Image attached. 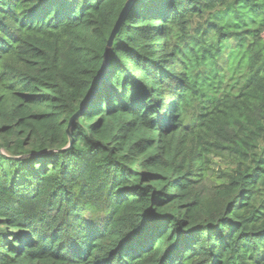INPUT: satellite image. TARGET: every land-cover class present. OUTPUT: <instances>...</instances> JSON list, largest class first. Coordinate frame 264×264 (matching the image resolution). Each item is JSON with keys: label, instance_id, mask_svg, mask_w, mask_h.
Returning a JSON list of instances; mask_svg holds the SVG:
<instances>
[{"label": "trees", "instance_id": "trees-1", "mask_svg": "<svg viewBox=\"0 0 264 264\" xmlns=\"http://www.w3.org/2000/svg\"><path fill=\"white\" fill-rule=\"evenodd\" d=\"M129 2L0 0V264H264V0Z\"/></svg>", "mask_w": 264, "mask_h": 264}, {"label": "rangeland", "instance_id": "rangeland-1", "mask_svg": "<svg viewBox=\"0 0 264 264\" xmlns=\"http://www.w3.org/2000/svg\"><path fill=\"white\" fill-rule=\"evenodd\" d=\"M212 169L211 173L215 174L214 177H211L213 179L220 177L222 175V171H230V160L229 158H216L214 160V163L212 164Z\"/></svg>", "mask_w": 264, "mask_h": 264}, {"label": "water", "instance_id": "water-1", "mask_svg": "<svg viewBox=\"0 0 264 264\" xmlns=\"http://www.w3.org/2000/svg\"><path fill=\"white\" fill-rule=\"evenodd\" d=\"M132 2H133V0H130V2H129V4H128L129 6L123 11L122 16L120 17L119 21H118L117 24L115 25V27H114V29H113V31H112V33H111V36H110V38H109V40H108V43H107L106 52H108V50H109L110 47L112 46L113 41H114V39H115V36H116V34H117V32H118V29L120 28V26L122 25L124 19L126 18V15H127L128 12H129V8H130Z\"/></svg>", "mask_w": 264, "mask_h": 264}, {"label": "clouds", "instance_id": "clouds-1", "mask_svg": "<svg viewBox=\"0 0 264 264\" xmlns=\"http://www.w3.org/2000/svg\"><path fill=\"white\" fill-rule=\"evenodd\" d=\"M86 214L91 215L92 218H99V216L101 215V210L100 209H90L89 212Z\"/></svg>", "mask_w": 264, "mask_h": 264}]
</instances>
